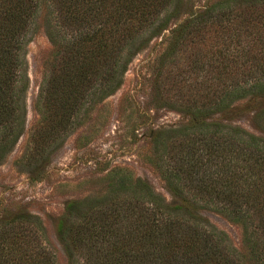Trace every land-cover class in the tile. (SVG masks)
I'll list each match as a JSON object with an SVG mask.
<instances>
[{
	"label": "trees",
	"instance_id": "16d2710c",
	"mask_svg": "<svg viewBox=\"0 0 264 264\" xmlns=\"http://www.w3.org/2000/svg\"><path fill=\"white\" fill-rule=\"evenodd\" d=\"M188 1L0 0V163L24 134V55L39 29L52 51L28 145L43 160L120 88L132 58L155 38L169 34L161 63L169 76L188 72L179 52L202 45L188 67L206 72V94L185 101L184 124L150 136L149 163L179 203L116 169L117 188L101 206L69 201L57 222L71 264H264V0L209 1L179 22ZM245 99L261 136L213 120ZM198 209L239 225L245 254ZM42 235L32 216L0 219V264H58Z\"/></svg>",
	"mask_w": 264,
	"mask_h": 264
},
{
	"label": "rangeland",
	"instance_id": "374dc122",
	"mask_svg": "<svg viewBox=\"0 0 264 264\" xmlns=\"http://www.w3.org/2000/svg\"><path fill=\"white\" fill-rule=\"evenodd\" d=\"M209 1L214 0H189L179 22L188 12ZM168 36L167 32L161 34L132 58L120 88L98 104L83 125L46 160L31 154L28 141L38 120L34 102L43 64L52 48L41 29L25 48L26 124L23 136L0 163V219L18 214L38 219L42 236L55 253L58 264H71L56 234L57 222L66 204L87 200L86 208L101 206L110 195V188H117L113 178L116 169L122 170L120 176L129 174L133 180L148 183L167 204L179 203L149 163L150 136L156 130L180 126L187 121V115L181 110L186 108V100L198 93L206 94L207 74L191 69L193 73L189 72L188 66L202 47L199 45L179 52L178 65L189 73L181 75V69L177 72L173 69L172 75H167L169 67L161 68V63L165 59ZM254 109L247 99L241 100L221 116L215 115L213 120L261 136L253 121ZM196 213L225 233L238 253L245 254L239 225L210 209H198ZM76 264H82L81 260Z\"/></svg>",
	"mask_w": 264,
	"mask_h": 264
}]
</instances>
